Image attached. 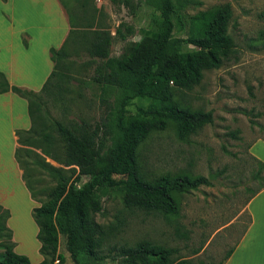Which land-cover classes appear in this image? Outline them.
<instances>
[{"label": "rangeland", "instance_id": "rangeland-1", "mask_svg": "<svg viewBox=\"0 0 264 264\" xmlns=\"http://www.w3.org/2000/svg\"><path fill=\"white\" fill-rule=\"evenodd\" d=\"M21 1L9 0L2 6L9 15L40 18L55 15L48 0ZM61 2L73 27L66 56L61 61L63 67L59 69L65 74L59 81L68 90L62 91V100L56 99L53 89L41 91L42 109L63 123L85 121L92 126L99 125L112 104L113 94L106 101L101 98V89L94 81L95 69L101 60L85 47L83 32L107 30L112 36L109 55L119 56L128 51L133 41L140 39V29L147 25L148 8L143 0ZM226 3L232 10L228 32L234 40V53L220 67L205 70L201 81L192 89L178 91L184 104L211 110L213 121L184 140L177 136L175 126L170 123L165 129L152 132L139 149L142 169L149 178L165 173L202 175L209 183L177 194L180 212L170 220L157 212L125 207L118 189L101 191L102 210L95 214V220L108 231L103 264H122L114 248L141 240L174 248L175 260L216 263L234 246L249 221L248 214L243 212L236 223L225 227L264 181V169L258 177L254 175L257 161L264 163V0H189L184 13L190 15ZM4 13L0 12L3 27L8 19ZM1 23L2 18L0 29ZM127 26H132L134 33L122 40L115 30L119 27L126 35ZM136 105L129 106L131 112H135ZM0 130V205L4 210L0 209V214L3 212L0 222L6 225L0 235V260L4 245L10 243L16 252L28 256L31 264H38L41 261L36 238L38 227L31 212L46 200L55 179L35 163L36 154L72 177L77 171H73L72 165L54 161L40 147L18 143L19 166L12 155L15 152L10 154V132L3 124ZM103 139L109 144L107 136ZM60 153L58 149L59 156ZM87 179V175H82L80 182ZM58 251L65 256L62 264H74L62 230ZM50 264H59V260Z\"/></svg>", "mask_w": 264, "mask_h": 264}, {"label": "trees", "instance_id": "trees-1", "mask_svg": "<svg viewBox=\"0 0 264 264\" xmlns=\"http://www.w3.org/2000/svg\"><path fill=\"white\" fill-rule=\"evenodd\" d=\"M143 2L148 8L147 25L140 29V39L119 56L109 55L112 36L107 30L83 32L85 47L101 60L94 75L101 98L106 101L113 94L112 104L99 125L85 121L63 123L42 109L41 91L53 89L56 99L62 100V91L68 90L59 81L65 76L59 69L63 67L61 61L66 56L70 34L59 48H49L54 69L38 92L10 85L0 72V93L12 91L27 101L30 127L16 129L18 143L40 147L54 161L72 165L73 171H77L72 177L35 153V163L55 179L46 200L31 212L43 257L38 264L65 261L58 251L60 230L64 232L66 249L74 264H103L108 231L95 220V214L102 210L104 189H118L127 208L157 212L170 220L180 212L177 194L209 183L202 175L165 173L149 178L142 169L139 149L152 132L163 130L170 123L184 140L213 121L211 110L184 104L178 91L192 89L201 81L205 70L220 67L234 53V40L228 32L231 7L226 3L186 15L184 10L189 0ZM133 33L132 26H127L126 35L119 27L115 30L122 40ZM22 41L27 46L25 38ZM134 103L136 110L131 112L129 106ZM106 136L109 144L104 142ZM18 149L15 160L20 166ZM257 164L254 175L258 177L264 163L257 161ZM82 175L88 179L80 182ZM262 187L264 181L258 189ZM0 209L4 211L1 205ZM3 227L6 225L0 222V235ZM7 235L11 239L10 229ZM114 251L122 264H205L185 258L175 260L174 248L149 240L120 246ZM231 251L232 248L222 260L209 264H223ZM0 264L31 262L8 243L4 245Z\"/></svg>", "mask_w": 264, "mask_h": 264}, {"label": "crops", "instance_id": "crops-1", "mask_svg": "<svg viewBox=\"0 0 264 264\" xmlns=\"http://www.w3.org/2000/svg\"><path fill=\"white\" fill-rule=\"evenodd\" d=\"M5 1L0 4L1 11L6 12L3 16L8 17L3 27L4 18L0 15V72L10 85L38 92L54 69L49 48H59L65 42L72 29V20L61 0H48L55 15H42L41 18L38 15H9L2 6L9 3V0ZM2 124L10 132L12 154L18 144L16 129L30 127L27 101L12 91L0 93L1 129ZM15 167L20 175L18 166ZM243 212L248 214L249 221L223 264H264V187L251 194L225 227L236 223Z\"/></svg>", "mask_w": 264, "mask_h": 264}]
</instances>
